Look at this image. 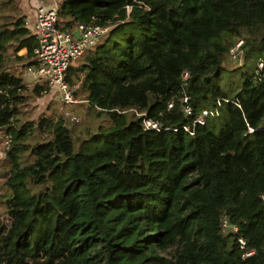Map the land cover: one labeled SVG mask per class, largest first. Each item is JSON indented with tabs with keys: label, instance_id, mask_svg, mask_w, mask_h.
I'll use <instances>...</instances> for the list:
<instances>
[{
	"label": "trees",
	"instance_id": "16d2710c",
	"mask_svg": "<svg viewBox=\"0 0 264 264\" xmlns=\"http://www.w3.org/2000/svg\"><path fill=\"white\" fill-rule=\"evenodd\" d=\"M17 1L0 0V10ZM13 13L0 22V131L11 164L0 264H264V0H60L59 27L91 17L110 26L67 68L66 81L107 121L76 142L60 109L55 119L19 118L28 86L5 54L26 58V69L35 41ZM238 39L242 63L227 69ZM215 108L192 134L182 129ZM131 109L159 131L143 132ZM25 150L32 159L20 166ZM223 217L236 231L220 230ZM239 237L253 250L245 258Z\"/></svg>",
	"mask_w": 264,
	"mask_h": 264
},
{
	"label": "built area",
	"instance_id": "2783aa9c",
	"mask_svg": "<svg viewBox=\"0 0 264 264\" xmlns=\"http://www.w3.org/2000/svg\"><path fill=\"white\" fill-rule=\"evenodd\" d=\"M29 2V0H27ZM50 4L36 3L30 5L32 17L30 20H25V25L32 35L35 44L32 49V59L34 64L25 69L27 78L32 81L31 85L39 84L46 85L48 95L51 100H54L61 110L62 114L73 122H77L78 118L69 111L70 107L86 101L77 98L75 84H69L66 81L67 68L71 61L76 60L87 49H90L109 30L108 24H98L94 22L95 17H91L88 23H75L70 28H62L57 23V7L60 0H49ZM126 12L130 6L125 5ZM242 39H238L228 49V59L232 61L239 60L240 47ZM257 67H261V62L257 63ZM186 73H181V78L184 79ZM31 86L30 84H28ZM86 95V94H85ZM180 111L184 116L191 115V106L188 104V96H181L179 99ZM224 101H227L224 99ZM87 102V101H86ZM172 99L166 103V108L172 106ZM219 100H217V105ZM135 117H140L139 124L143 132H158L160 124L157 120L146 116V113L138 112L131 109ZM217 113V108L214 110L201 109L199 113L192 117L191 125H184L182 129L192 134L195 124H203L207 116H213ZM10 135L5 134L1 141V146L8 148ZM220 230L236 231L235 225L228 223L226 217L220 220ZM238 248L241 258H245L253 253L252 249L245 247V241L241 237L237 238Z\"/></svg>",
	"mask_w": 264,
	"mask_h": 264
},
{
	"label": "rangeland",
	"instance_id": "374dc122",
	"mask_svg": "<svg viewBox=\"0 0 264 264\" xmlns=\"http://www.w3.org/2000/svg\"><path fill=\"white\" fill-rule=\"evenodd\" d=\"M17 6L12 7H3L1 6L2 10H0V22L2 21V18H6L9 15H13L15 11L20 12L21 8H19V5L21 7V0L17 1ZM45 5V4H44ZM103 37L100 39L102 40ZM99 40V41H100ZM24 53V49H20L16 52V55L19 56ZM85 53L83 55H80L76 60L71 61V65L75 66L78 65V63L82 60V57H84ZM26 58H17L16 56H13L11 53L7 52L5 54L4 59V66L13 74H18L24 85H27L26 88V94H28L27 99L23 105L20 106V113L19 118L21 122L23 121H32L36 122L39 116H48L52 119L57 118L59 115H61V112L59 110L58 104L51 100V98L46 94H41L36 96L34 93L30 91V87L28 84H32V81L27 78V75L25 74L24 69V63L26 62ZM242 59L239 58V60L232 61L229 60L228 57L226 58L225 68L232 69L236 65H239L242 63ZM225 76L230 77L231 79L236 78V74H232L229 72L224 73ZM74 84L77 86L76 89V96L80 100L84 99L85 92L81 89H78V83L74 81ZM72 114H74L77 118V122H70L67 119L65 120V124L69 129L71 130V134L73 136V139H75V142L80 140L86 135V132L92 133L95 132L97 129V126L107 125L106 118L104 115L95 116L91 108L88 106V103L86 101H82L79 104H76L69 109ZM64 121V120H63ZM4 133L0 131V225L7 226L10 222L8 211L5 207L4 200L8 195L10 194V188L6 184L7 179L9 178V167L11 164L8 161L7 156L5 155L6 148L1 146V141L4 139ZM47 134L46 131L42 132V135ZM35 134L33 136H29V138L26 137V142L30 143L35 139ZM32 139V140H30ZM32 156L28 154V151L25 150L22 153L19 154L17 157V161L20 166L25 165L31 161ZM32 190H37V187H34V184L31 186ZM173 250L172 248L167 249L164 255L169 256Z\"/></svg>",
	"mask_w": 264,
	"mask_h": 264
},
{
	"label": "crops",
	"instance_id": "0c3cea01",
	"mask_svg": "<svg viewBox=\"0 0 264 264\" xmlns=\"http://www.w3.org/2000/svg\"><path fill=\"white\" fill-rule=\"evenodd\" d=\"M21 12L25 16V20H30L32 17V11L30 8V5L33 6L36 3L40 4H50L51 2L49 0H21ZM23 55V54H21Z\"/></svg>",
	"mask_w": 264,
	"mask_h": 264
}]
</instances>
